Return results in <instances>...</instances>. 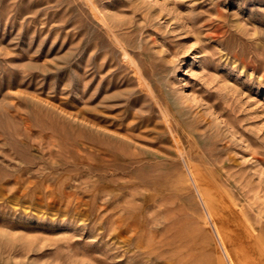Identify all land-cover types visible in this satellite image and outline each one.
I'll return each mask as SVG.
<instances>
[{"label":"rangeland","instance_id":"374dc122","mask_svg":"<svg viewBox=\"0 0 264 264\" xmlns=\"http://www.w3.org/2000/svg\"><path fill=\"white\" fill-rule=\"evenodd\" d=\"M221 193L264 242V0H0V264H230Z\"/></svg>","mask_w":264,"mask_h":264},{"label":"bare ground","instance_id":"6f19581e","mask_svg":"<svg viewBox=\"0 0 264 264\" xmlns=\"http://www.w3.org/2000/svg\"><path fill=\"white\" fill-rule=\"evenodd\" d=\"M121 49H124V51L126 50L123 45ZM132 63H129V64H132L134 66V71H135L136 65L134 64L136 63L134 62ZM137 72L141 74L138 68H137ZM144 88L147 89V87H144ZM46 125H47V128L53 129L55 131L60 130L62 126V124L60 123H53V122L51 123L49 122ZM78 135L80 136V134ZM64 136H66L67 138H70L71 140H75L74 136L70 134H64ZM89 141L92 144L104 143L103 141L99 142L100 140L98 141L95 138H90ZM74 142L75 141H73V143ZM79 142L82 145L84 144L83 143L84 141L80 140ZM105 144L107 145L108 150H111L118 156L124 151L123 146L120 144L112 145L109 141H106ZM189 158L192 159L194 158V156L190 155ZM189 168H190L191 175L193 176V179L195 180V182H198V186L200 188H204L207 190L215 189L214 186H212L209 183H206L207 179L202 174H200L198 169H196L192 165H190ZM140 177L142 179L141 183L143 185L146 184V185H152L154 187L155 186L159 187L163 185L164 183V180L154 179L153 176L149 177V175H146V174L140 175ZM230 177L232 178L233 176H230ZM231 178H229L230 181L233 180ZM236 188L239 189L240 197H243L246 200L250 199L249 190H245L241 184L238 185ZM257 197L258 196H256V198ZM259 198L261 197L259 196ZM232 202H233V198L229 194L221 193V194L215 195V198L208 204L209 210L212 214L211 219H212V223L214 226V230L221 241L222 247L225 250V254L230 258V264H264V245H263L264 242L263 240L251 238V235H253L255 231V226L248 222V218H247L248 215L244 209V206H241V205L236 206ZM263 204H264V198L261 199V201L259 202L257 200L250 201L248 205L249 210L259 213L262 215V217H264V213H263L264 205Z\"/></svg>","mask_w":264,"mask_h":264}]
</instances>
